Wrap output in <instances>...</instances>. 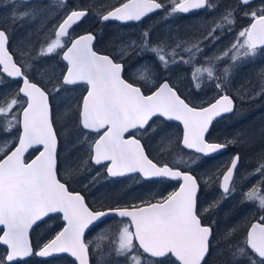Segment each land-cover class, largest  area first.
I'll return each mask as SVG.
<instances>
[{
    "label": "snow or ice",
    "instance_id": "snow-or-ice-1",
    "mask_svg": "<svg viewBox=\"0 0 264 264\" xmlns=\"http://www.w3.org/2000/svg\"><path fill=\"white\" fill-rule=\"evenodd\" d=\"M5 2L17 9L10 16L13 23L36 20L43 11L41 7L18 10V6L33 5L38 0ZM67 2L54 0L61 9L66 7ZM252 2L237 0V5L249 6ZM167 4L171 7L165 18L176 13L216 7L212 0H127L119 7L98 15L101 22L140 21L147 14L166 8ZM88 12V8H74L68 12L62 22L55 26L54 38L46 46L41 45L36 55L32 56L33 60H39L49 54H59L58 50H62L61 58L66 61V72L55 77L51 90L29 79L28 71L32 69V64L21 62L18 66L7 47L8 32L0 28L2 72L8 77L19 78L23 84L11 94L10 99H7L10 95L7 93L0 96V133L11 134L18 130V135L0 139V226H3L0 229V245L6 246L4 254L0 255V264H27L25 258L48 257L54 253H69L79 264H89V245L92 242L85 241V230L110 213L129 218L127 222L122 221L123 227L111 241V251L117 257H123L126 264H166L167 258L173 257L172 264H206L210 249L214 246L213 232L212 226L203 224L201 217L218 208L224 199L237 191L233 176L239 154L231 160L222 180H219V198L203 209H198L200 184L197 178L167 164L158 166L148 158L136 137L149 131L155 132L156 129L149 122L157 117L182 123L183 136L180 143L183 148L192 149L204 156L217 153L228 144L237 143L235 138L225 144L210 143L206 139L213 120L234 111L233 100L229 95H219L207 107L190 106L168 81L156 84V68L158 65L167 71L177 64L189 66L197 90L201 88L202 78L206 76L208 81L215 83L217 90L223 92L226 87L223 81H227L231 73L229 68H225L223 76H218L215 69L217 62L228 58L235 65L240 60L264 54V6L245 11L243 14L251 17L250 25L238 33L236 42L228 49L214 57L204 56L202 64L196 61L205 51L204 41L214 42L219 39L216 35L218 30H231L235 24V9L226 10L203 40L189 42L170 37L152 43L149 33L145 31L139 41H121L117 45L120 60L133 54L141 58L145 55L154 58L137 65L131 73L132 82L124 78L123 63L93 50V34L71 37L69 29L87 16ZM69 43L70 46H67ZM184 54H187V58ZM141 81L145 87L151 85L155 90L146 95L140 86ZM81 84L86 85V95L82 97V103L66 115L76 125V143L85 146L87 158L83 165L86 166L89 161L95 165L108 162L105 167L110 177L139 172L145 178L179 180L182 183L178 190L155 203L94 211L85 204L82 195L69 191L65 183L57 178L58 140L53 127L49 96L62 90L74 91L70 86ZM261 84L264 85V79ZM257 95H264V87ZM171 142V138H168V143ZM29 149L38 152L30 162L25 159ZM198 160L199 157L191 159V163ZM257 174L262 179L248 191L241 192V203H254L264 210V192L260 191V185L264 184V163L259 164L250 175ZM212 180L211 176L208 177L204 181L205 185H209ZM61 213L66 225L38 251L34 250L29 230L49 214ZM260 220L264 221V216ZM235 231L236 228L227 229L215 242L217 248L224 245L220 252L228 253V264H237L238 261L264 264V222L251 224L244 239L237 244L231 242ZM105 238L101 229L97 240L104 241ZM102 247V243H96L97 251H102ZM100 264H104L102 257Z\"/></svg>",
    "mask_w": 264,
    "mask_h": 264
},
{
    "label": "flooded vegetation",
    "instance_id": "flooded-vegetation-1",
    "mask_svg": "<svg viewBox=\"0 0 264 264\" xmlns=\"http://www.w3.org/2000/svg\"><path fill=\"white\" fill-rule=\"evenodd\" d=\"M258 1L260 0H256V2ZM261 1L263 2V0ZM253 3H255V1H253L251 4ZM75 6L76 5H72L71 0H68L66 7H64L63 9L56 5L54 3V0H38V3H34L33 5L18 6V10L20 11H23L28 7L43 8V11L36 20H25L13 23L10 19V16L12 11L17 9H13L11 5L5 2V0H0V28L5 29L8 32L9 43L7 47L9 53L13 55V59L17 62L18 66L21 64V62L32 64V69L28 71L29 79L32 82L37 83L38 86L45 88L46 90H51L48 85L53 84L55 81L54 76H47V72H45L46 69H60L61 73H58L59 76L63 72H66V61H63L61 58L62 50H58L59 54H49L47 56L41 57L39 60H33L32 56L36 55L41 45L46 46V43L49 42L54 36L55 26L62 22L66 14L70 12L72 8H75ZM248 7L249 6H240L239 9L244 10L245 12ZM167 10L168 7L166 6V8H164L162 12L152 15L151 17L153 18L155 16H158L159 14L165 13L167 12ZM179 14L183 18H192L199 16L201 12L190 15L184 13ZM88 18V15L85 16L79 22L74 24L71 29H69L71 37L76 38L88 33L93 34L95 36V40L93 41V50L98 54L108 55L117 62L123 63L125 65V71L123 73L124 78L126 80H129V82H132L131 73L135 64V55L133 54L127 56L123 60H120L119 57L111 54L108 51L102 50L101 46L99 45L100 37L96 32V28H91L92 25L88 24ZM151 19L149 21H151ZM104 23H117L120 26H130L136 24L132 22L119 23L109 21L101 22L100 26ZM75 32L76 35H73V33ZM29 33H31V35H29ZM67 46H70V43L67 44ZM22 53L25 54L22 55ZM57 55H59L61 67H58L56 63ZM217 65H219V63L215 64V69L217 68ZM0 77H2L3 81L2 83H0V96H4V94L6 93L10 94L7 96V99H10L11 94H14L20 87L23 86L22 80H20L19 78L8 77L6 73H3L2 66H0ZM159 83H162V81L158 80L157 85ZM172 85L176 88L174 89L177 91L178 95H180L181 97L186 96L187 92H183L181 88L174 84V82L172 83ZM140 86L142 87V91H144L146 95L150 94V91H154L151 85L145 87L143 81L140 82ZM70 87L80 88L82 92H84L83 96L86 95V85L81 84ZM224 94L226 93L223 92L220 95ZM49 103L54 121L53 127L57 133L58 140L57 178L62 183H65L69 191L82 195L84 197L85 204L91 210L106 211L108 209H115L117 207L131 208L133 206H140L143 203H155L158 200H162L163 198L168 196L171 192L178 190L179 184L181 183L179 181H172L169 179H161L155 177L145 178L139 172L128 173L125 176L120 177H110L107 174V170L105 167V164H107L108 162H104L101 165H95L94 163L89 161L86 166L83 165V161L87 158V152L85 151V146L82 144H78V146L74 149V138L78 134L74 121L69 116L63 119L58 113L56 96L54 93L49 96ZM81 103L82 99L80 100V104ZM231 119V117H227L226 119L219 121H224V124H221L217 128H215L217 124L214 125L212 131H210L207 135V141L210 143L225 144L227 143V141L225 140L226 137L231 140V133L228 134L229 132L226 133V131L224 132L221 129V126L223 125H225V128L227 129L230 126ZM153 121H155V123H153ZM153 121H150L149 123L156 129L155 132L149 131L147 133L138 134L136 137L140 140L145 154L158 166L167 164L170 167L178 168L181 171L188 172L191 175L195 176L200 184L199 194L197 197L198 209H203L204 207L208 206L210 202L216 200V198L219 196L218 193L221 192V189H219L217 186L213 189H205V184L201 178V175L198 173L199 171L195 169V165L197 162L194 165L188 167V164L184 162L178 163L177 161H184V156H191L192 158L199 157V159L201 160H211L210 162H213V160L216 159V156H204L202 154L190 152L183 148L181 143L179 144L178 148V150L181 148V154L173 153V151L168 154L169 151L164 147L163 144L164 140L162 141V144H159V140L164 135H166L168 131L176 127L181 130L183 136V128L180 124L173 121H167L164 118L156 117L153 118ZM232 121H234V118ZM64 123L65 125L63 126ZM68 129L71 131H69ZM9 135H18V130H14L11 134L0 133V139H5ZM224 154H229L230 156L234 154L236 155V150H234L233 147L228 144L225 151L218 155L217 158ZM36 155H38V152L35 149H29V151L25 153V159L26 161L30 162V160L35 158ZM97 173H99V175H97ZM157 182L165 184L160 187L153 188V186H157ZM259 213L264 216V210ZM260 218L261 217H255L254 220H251L249 223L253 224L257 222H264L261 221ZM201 219L203 224L212 226L213 232L212 239L214 246L210 249V254L206 259V264H213L214 255H217L221 258L226 257L227 259H229V255L226 251L221 254V252L216 251L215 248V242L217 240L215 234L217 233V229L221 228L217 226L219 224L216 221V210L212 209L209 213L203 214ZM128 220L129 218H121L114 213H110L105 218L103 217L102 221H96V223H93V225H90L89 228L85 230V241L92 242L89 245V264H100L101 257L104 264H126L123 257H117L115 253L111 251V248L113 247V245H111V241L115 238V234L118 232V230L123 227L122 221L127 222ZM65 225L66 221L63 220L62 213L49 214V216L44 217L41 221H37V223L34 224L33 227L29 230V239L34 250L38 251L40 247H43L45 243L53 239ZM2 228L3 226H0V229ZM101 229H103L106 237L104 241L97 240V236L100 233ZM224 232H222L221 235ZM0 234H2V232H0ZM97 242L102 243V251H97ZM221 247L224 248V245L222 244ZM5 248L6 246L0 245V255L4 254ZM26 260L27 264H78L76 258L68 253H54L49 258L32 256L28 257ZM216 260H219L220 262L222 261V259ZM172 261H174V257L167 258L166 264H172ZM237 264H246V262L238 261Z\"/></svg>",
    "mask_w": 264,
    "mask_h": 264
},
{
    "label": "rangeland",
    "instance_id": "rangeland-1",
    "mask_svg": "<svg viewBox=\"0 0 264 264\" xmlns=\"http://www.w3.org/2000/svg\"><path fill=\"white\" fill-rule=\"evenodd\" d=\"M72 5L77 7H86L90 11L88 18V24L92 25L91 28H96V32L100 37L99 45L102 50L108 51L111 54L119 57L117 45L121 41L136 40L139 41L142 34L147 31L150 36L152 43H156L162 40H168L170 37L175 39H183L189 42H195L197 39L203 40L207 35L208 31L214 26V23L226 12L228 9H235V24L231 27V30L225 28L223 31H217L216 35L219 39L212 42L211 40L204 41V53L197 59V64L204 63V56L214 57L216 54L222 53L224 50L228 49L233 43L236 42L238 33L248 27L252 22L251 17L245 16L244 10H240V6H237L236 0H212V3L216 5L214 9H208L201 11V14L192 18H183L179 13L165 18L166 12L159 14L158 16L151 17L142 23H136L130 26H120L117 23H104L101 24L98 14L106 13L107 11L120 6L122 3L127 2V0H71ZM166 2V0H165ZM264 6L263 2L260 0L258 2L249 5L246 11L253 9H259ZM170 8L171 5L167 4ZM74 9V8H72ZM71 9V10H72ZM200 13V12H198ZM195 14V13H194ZM245 18V19H244ZM151 19V21H149ZM149 21V22H148ZM28 34V33H26ZM31 35V33H29ZM76 35V32L73 33ZM54 36L51 38L53 39ZM243 38H241L242 40ZM135 55V54H134ZM187 58V54H184ZM231 55V53H230ZM144 60H154L150 55H145L144 57H137L135 55V64L133 70ZM56 63L58 67H61L59 55L56 56ZM216 74L218 76H223V70L229 68L231 70V75L228 77L227 81H223L226 84L225 92L227 95L232 94L236 97L240 106L247 107L254 106L250 105L253 103L264 104V95H257L264 85L261 84V80L264 79V54H259L255 58H247L238 61L235 65L228 58L217 62ZM132 70V72H133ZM156 71L158 76L156 77V84L158 80L164 82L165 80L176 84L181 90L187 92L185 98L188 102L194 106L206 107L215 101L218 96L223 93L215 88V83L208 81L206 76L203 77V83L199 90L194 87L189 66L183 64H177L170 67L169 70L164 71L160 69L157 65ZM47 76H59L58 73L60 69L48 68L45 70ZM222 82V81H216ZM50 89L53 88L54 83L48 85ZM155 90V87L152 86ZM174 87V86H173ZM175 88V87H174ZM176 89V88H175ZM82 90L80 88H74V91H61L60 93H54L56 96L57 111L63 119L67 118L72 110H75L80 104V100L83 96ZM254 97V98H253ZM212 101V102H211ZM241 113V112H240ZM264 112H253L252 115H243V119L237 121L239 115L236 117L235 121L230 120V126L226 129L225 125L221 126L222 131L231 133V139H237V143L229 144L236 150V155L239 154L241 157L240 166L236 171L234 183L236 185L237 191L224 199L220 203L216 210V221L218 222L220 229H217L215 234L217 240L220 238L221 233L230 228H236L233 234V244H237L244 239L247 230L250 228L255 217H261L259 212L263 210L259 209L254 203H241V192L248 191L254 185L257 184L259 180L262 179L261 175H250L255 171L259 164L264 163ZM224 124V121L217 122L215 128ZM65 123L63 124V126ZM69 130V129H68ZM74 130V129H73ZM71 131V130H69ZM168 138H171V143H168ZM182 138L181 130L177 127L171 129L164 135L160 140L159 144H163L164 147L170 152L181 154V148L179 144ZM225 138V137H224ZM225 140L228 142L229 138L226 137ZM74 149L78 146L76 143V137L74 138ZM235 154L230 156L229 154H224L217 158L213 162L210 161H197L195 169L199 171L203 182L212 177L213 180L209 185H205V189H213L216 186L219 188V180L222 179L223 173L231 164V160L234 158ZM184 161H188V167L194 165L191 163V156H184ZM247 179H243L244 177ZM219 177V179H217ZM165 183L157 182V186L153 188L160 187ZM205 184V183H204ZM171 185V184H170ZM174 185V184H172ZM220 189V188H219ZM260 191L264 192V184L260 185ZM220 196V193H218ZM216 198V200L219 198ZM214 201V200H213ZM229 210V212H225ZM239 236V237H237ZM216 240V241H217ZM222 244L216 251L220 252ZM219 254V253H217ZM216 259H222L220 262ZM229 259L226 257L221 258L214 255L213 264H228Z\"/></svg>",
    "mask_w": 264,
    "mask_h": 264
},
{
    "label": "trees",
    "instance_id": "trees-1",
    "mask_svg": "<svg viewBox=\"0 0 264 264\" xmlns=\"http://www.w3.org/2000/svg\"><path fill=\"white\" fill-rule=\"evenodd\" d=\"M260 97H263V95H261ZM234 102H235L234 103L235 104L234 113L232 116H230L231 118H234V121L236 120V117L239 114L240 115H239V118L237 119V121L242 120L243 119L242 116L245 114H246V116H248V115H252L253 112H264V104H262L260 102H258V103L250 102L249 104L254 106V108H251L250 106H247V107L240 106L239 102L235 98H234ZM227 211L229 212V210H226L225 212H227Z\"/></svg>",
    "mask_w": 264,
    "mask_h": 264
},
{
    "label": "water",
    "instance_id": "water-1",
    "mask_svg": "<svg viewBox=\"0 0 264 264\" xmlns=\"http://www.w3.org/2000/svg\"><path fill=\"white\" fill-rule=\"evenodd\" d=\"M161 10H162V9H159V10H156V11H154V12H151V13L147 14V15L144 16L140 21H128V22H141V21H143L144 19H146L147 17H149L150 15H152V14H154V13H157V12H159V11H161ZM202 10H204V9L192 10V11H193V12H196V11H202ZM193 12H189V13H186V14H192ZM93 46H94V43H93ZM233 105H234V103H233ZM232 113H233V112H232ZM228 114H231V113L224 114V115H222L221 117H217L216 119H214L213 122H212V124L210 125L209 132H210V129H211V127H212V125L214 124L215 121H217V120H219V119L225 117V116L228 115ZM176 122L180 123L179 121H176ZM180 124H182V123H180ZM209 132H208V133H209ZM208 133H207L206 135H208ZM185 149H186V148H185ZM187 150L195 152V151L192 150V149H187ZM217 153H218V152H217ZM198 154H200V153H198ZM239 161H240V156H239ZM239 161H238V164H237V168H238V165H239ZM237 168H236V169H237ZM235 172H236V170L234 171V175H235ZM233 178H234V176H233ZM198 194H199V191H198ZM45 258H46V257H45ZM26 259H27V258H26ZM78 263H79V261H78Z\"/></svg>",
    "mask_w": 264,
    "mask_h": 264
},
{
    "label": "bare ground",
    "instance_id": "bare-ground-1",
    "mask_svg": "<svg viewBox=\"0 0 264 264\" xmlns=\"http://www.w3.org/2000/svg\"><path fill=\"white\" fill-rule=\"evenodd\" d=\"M229 96L232 97V98H235L232 94H230ZM235 99H236V98H235Z\"/></svg>",
    "mask_w": 264,
    "mask_h": 264
}]
</instances>
